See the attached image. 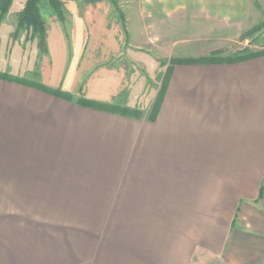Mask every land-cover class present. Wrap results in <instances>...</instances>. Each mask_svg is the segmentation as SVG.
<instances>
[{
    "label": "crops",
    "instance_id": "obj_1",
    "mask_svg": "<svg viewBox=\"0 0 264 264\" xmlns=\"http://www.w3.org/2000/svg\"><path fill=\"white\" fill-rule=\"evenodd\" d=\"M122 1L64 0L48 25L36 76L69 97L0 73V202L85 210L87 224L40 247L19 204L0 264H264V55L176 64L155 120L79 100L137 104L125 24L230 21L251 0Z\"/></svg>",
    "mask_w": 264,
    "mask_h": 264
},
{
    "label": "rangeland",
    "instance_id": "obj_2",
    "mask_svg": "<svg viewBox=\"0 0 264 264\" xmlns=\"http://www.w3.org/2000/svg\"><path fill=\"white\" fill-rule=\"evenodd\" d=\"M25 1L14 0L9 11L0 15V70H5L0 73L38 84L42 80L36 74L40 69L41 58L46 52L39 47L40 39L34 37L32 29L18 25V17ZM61 1L64 4V0ZM119 1L122 4L129 3ZM39 9L46 26L52 25L53 16L57 13L50 1L42 0ZM246 13L245 16L230 21L191 14L188 17L174 18L172 22L156 25L157 27L150 25L145 29L148 31L146 33L145 31L138 33L134 27L130 32L128 25L125 24L126 43H137L139 46V51L134 54L136 61L128 63L133 88L126 93L127 99L137 104L132 107L116 104L110 107L139 109L140 115L148 117L153 107L151 103L154 95L156 94V99L166 88L167 79L170 77V72L167 73L168 66L174 63L175 59L206 56L213 51L219 52L221 56L236 55L242 51L243 54L264 51V0H251L249 11ZM149 105L151 108L146 110ZM6 199L10 202L6 208L5 203L0 202V231H5L6 227V231L10 229L9 223L17 221L19 204H24L23 211H28L24 218L29 217L26 218V223L30 233L41 239L38 242L40 247H56L64 231H69L70 222L74 224V235L80 233L79 227L86 228L85 210L55 208L42 210L33 207L35 202L18 201L16 194H10ZM60 232L62 233L59 234ZM61 239L63 241L64 237ZM61 241L62 246L65 245L66 241Z\"/></svg>",
    "mask_w": 264,
    "mask_h": 264
},
{
    "label": "trees",
    "instance_id": "obj_3",
    "mask_svg": "<svg viewBox=\"0 0 264 264\" xmlns=\"http://www.w3.org/2000/svg\"><path fill=\"white\" fill-rule=\"evenodd\" d=\"M14 0H0V15H4L6 12L9 11L12 3ZM42 0H26L24 7L22 8V10L20 11L19 17H18V25L19 26H26V28H30L32 29V34L34 35V37H37L40 39L39 43H40V48L43 49V51L47 52V26L45 23V19L41 13V9L40 8V2ZM50 3L53 5V8L55 10V12L57 13V16L59 17V20H65V11L62 4L61 0H49ZM39 35V36H37ZM264 55V51H260V52H249L246 54H243L242 52H238L236 55H228V56H221L219 54V52H215L213 51L211 54L206 55V56H200V57H193V58H181L178 60H174V63H172L170 66H168V70L167 73L171 74L172 70L175 66V64L178 63H193V64H200V63H235V62H239V61H243V60H247L249 58H254V57H258V56H262ZM6 76V75H5ZM168 82V79H167ZM167 82H166V86H167ZM38 87L44 88L49 92L55 93L57 95H65L67 97H69L67 93L62 92L61 90H56V89H52V88H48L45 87L43 84H35ZM166 90V88H165ZM164 90L159 93V95L157 96V98L155 99V102L152 104L153 107L151 108V111L149 112L150 114L148 115V119L150 120H155L159 113L161 104L163 102L164 99ZM80 102L82 104L88 105V106H92V107H98V108H103V109H116L114 107H110L111 105L116 106L113 103H108V102H101V101H97V100H93V99H88L85 97H81ZM123 114L126 115H131L133 117H144L142 115L139 114L140 110L139 109H135V108H126V109H121Z\"/></svg>",
    "mask_w": 264,
    "mask_h": 264
}]
</instances>
